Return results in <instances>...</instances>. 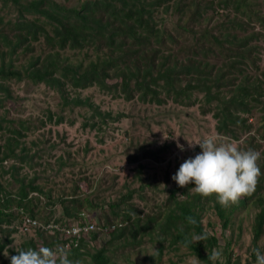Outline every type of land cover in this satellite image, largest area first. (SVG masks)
<instances>
[{
  "label": "rangeland",
  "instance_id": "obj_1",
  "mask_svg": "<svg viewBox=\"0 0 264 264\" xmlns=\"http://www.w3.org/2000/svg\"><path fill=\"white\" fill-rule=\"evenodd\" d=\"M51 1L72 9L81 8L87 0H47L46 4ZM201 8L207 11L206 5H201ZM253 8L262 14L259 18L252 19L249 13L236 11L234 8L221 11L223 15L215 14L211 17L210 10L208 17L201 19L198 26L188 27L189 32L194 30L205 33L208 28L213 31L218 22H221L234 29L237 27L236 31L242 36L254 31L264 35V0L256 1ZM0 13L5 15L6 19L17 14L13 5L5 6L1 0ZM227 13L229 16H226ZM154 15L160 19L159 28L173 27L171 13H166L164 8H158ZM189 36V33L182 35V31H179L180 42L175 47L176 50L193 43L188 40ZM235 44L228 46L233 54L242 46L239 42ZM43 45L35 46L34 52H43ZM248 45H252L251 58L243 59L242 65L237 64V67H230L225 56L227 49L213 55L209 53L210 56L206 57L205 62H215L217 66L213 74H209L207 90L203 93L199 91V101L191 105L169 97L161 104L146 100L142 92L137 90V78H134L131 86L127 88L122 86L123 80L111 73L106 79L108 85L105 88L95 84L86 89H74L68 84L56 85L30 79L2 81L7 89L0 90V138L9 126L8 121H14L15 126H18L21 121L27 120L28 129L24 132L27 135L20 139L27 144L28 149L31 148L30 155L36 152L39 155L24 165L21 158L27 152L19 149L18 156L3 163L6 170L11 171L13 164L20 169L17 175L13 176L12 173H5L0 167V185L3 188L0 189V201L8 199L3 204L8 206V209L11 207L10 210L15 213L18 209L17 200L21 196L20 188L23 187L21 185L35 180L34 183L40 186L44 193L31 191L29 203L38 209V217L43 222L58 220L64 216L60 202L54 203L46 199V195L51 193L53 197L55 195L56 198L65 199L80 196L84 204L82 213H86L98 224L113 226L116 221L122 220L129 223L127 228L113 235L104 233L99 239H93L91 236L86 238L79 258L69 256L73 264H94L93 254L102 249L115 264H194L196 257L181 244L164 243L163 260L156 258L163 237L155 225L147 229L142 227L149 222L152 215L159 217L166 207L161 217L164 221L170 215L171 209L176 207V202H183L189 197L184 191H178L174 198L171 196V190L177 186L171 179L178 170L177 165L201 152L199 145L189 147V142L212 135L218 137V142L235 143L241 150L254 148L252 150L262 153L264 160V130L261 129L264 82L253 79L251 82L256 83L257 89L247 95L254 94L261 101H252L250 112L253 114L247 113L252 127L241 131L238 139L232 138L230 133L225 135L217 130V86L224 84L234 75L243 77L239 68L243 70L244 76L253 78L258 75L259 79L264 80V38L261 41L249 42ZM209 46L213 47L211 44ZM254 46L259 47L257 51ZM9 50V46H4L8 61L11 58L17 65L24 64L27 58L23 59L24 55L20 50L15 54H10ZM105 50L108 51V48ZM87 51L94 54L92 46L84 51L70 49L63 52L65 57L75 63L82 60L87 63ZM221 68L227 72L225 76L228 78L225 80L216 78V69ZM116 69L117 67L110 71L115 73ZM156 73L155 71L150 75ZM236 85L226 88L228 95H232V89ZM261 93L263 94L260 95ZM161 95L165 97L164 89L161 90ZM77 97L83 98L84 102H76ZM209 97H214V103L207 101L206 98ZM99 110L111 113L108 118L102 119L98 114ZM33 143L37 145L34 146ZM177 143L183 145V151L177 147ZM69 165L73 167H68ZM74 173L77 178L72 181L71 175ZM72 185L77 187L70 190L69 186ZM191 189L188 193H194ZM194 194L195 197L199 195ZM87 197L89 200H86ZM201 202L203 208L200 203H197V208L203 217V224L210 234L216 235L220 240L215 249L221 251L222 256L215 264H227L230 258L233 264H255L252 257L253 237L255 218L259 212L255 202L249 201L245 208H236L231 216L226 217L230 219L227 228H224L222 219L213 207L214 202L209 201L208 197L201 198ZM70 206L75 207V204L70 203ZM232 206L229 211L226 209L227 214L231 213ZM16 217L17 215L0 221V242L6 237L12 238L8 246L0 252V263L10 259L19 250L32 248V241L36 249L39 246L55 248L59 245L54 240L56 234H46L45 238H42V234L37 232H24L21 220ZM181 228H184L183 224ZM9 230H13L11 235ZM114 230L115 227L111 229ZM136 230L139 231L138 234ZM197 239L198 237L194 236V240ZM61 245L70 248V243L62 242ZM259 246L260 251L264 252V236ZM209 253L210 251L207 252Z\"/></svg>",
  "mask_w": 264,
  "mask_h": 264
},
{
  "label": "trees",
  "instance_id": "obj_2",
  "mask_svg": "<svg viewBox=\"0 0 264 264\" xmlns=\"http://www.w3.org/2000/svg\"><path fill=\"white\" fill-rule=\"evenodd\" d=\"M1 1L5 6L13 5L17 13L8 19L0 13V90L3 91L7 88L2 84V81L12 79H30L35 82L46 81L56 85L68 84L74 89H86L95 84L105 88L108 85L107 77L116 75L123 80L122 86L127 88L131 86L134 78H137V90L142 92L146 100L161 104L169 97L185 102L186 105H191L199 101V91L203 93L207 90L209 74L212 75L217 66L215 62H205L206 57L210 56L209 53L213 55L227 49L225 56L229 60L230 67H235L237 64L240 66L242 65L241 61L250 59L251 52L253 53L252 45H248V43H253L255 40L261 41L264 38L262 32L255 31L242 36L236 31L237 27L234 29L221 22H218V26L213 31L208 28L205 33L195 32L194 30L191 33L188 28L189 26H198L201 19L208 17L210 10H212L211 17H214L215 14L223 15L224 13H221V11L234 8L236 11L249 13L252 19L253 17L259 18L262 14L253 8L255 2L259 0H192V2L185 0H87L81 8L72 9L52 1L46 4L47 0ZM203 4L206 5L207 11L201 8ZM158 8H164L166 13H171L173 27L164 29L158 27L160 19L154 15ZM247 9H250V11H247ZM226 16H229V14L227 13ZM262 22L264 24V21ZM220 29L223 30L218 31ZM179 31H182V35L189 33L188 40H192L193 43L176 50L175 47L180 42ZM214 31L218 32L215 33ZM237 42L242 44L239 47L242 50L238 49L233 54L228 46L236 45ZM41 44H44L43 52L37 54L34 52V47ZM210 44L213 47H210ZM6 45L9 46L10 54L18 53L17 51L20 50V53L24 55L23 59L27 58L24 64L17 65L11 58L9 61L6 59L7 54L4 51ZM91 46L94 49V54L89 53V51L86 52L87 57L85 58H89L87 63L83 60L75 63L69 57H65L63 52L70 49L84 51ZM105 48H108V51ZM217 48L221 49L217 51ZM254 48L257 51L259 47L254 46ZM189 51L191 52L189 53ZM160 64L164 66H159ZM115 67H117L115 73L110 71ZM239 69L243 77L234 75L224 84L217 86L218 90L216 92L218 103L215 109L219 110L216 114L217 119H219L217 130L225 135L230 133L229 135L234 139H238V134L241 131L252 127L247 117V113L253 114L250 112V108L253 106L252 101L255 103L261 102L254 94L247 96L251 91L257 89L255 88L256 83L253 84L251 81L255 79V81H261V83L264 82V80L258 78V75L253 78L244 76L243 70ZM155 71L157 72L156 75H150ZM225 75H227V72L223 68L216 69L217 79L222 78L225 80L228 78ZM233 79L236 81H232ZM233 84L237 85L232 89V95H228L226 88ZM163 89L165 97L161 95ZM193 96H196V98H192ZM213 98L206 99L212 104L214 103L212 102ZM75 101L83 103L84 99L77 97ZM262 108L264 117V101ZM110 113H105L102 110L98 111L102 119L108 118ZM263 117L262 130H264ZM26 121H21L18 126H15L14 121H8L9 126L2 132L0 138V167L5 173H12L13 176L17 175L20 168L13 164L11 171L10 169L6 170L3 163L18 156L19 149L27 152L21 158L24 160V165L29 164L32 161L31 158L39 155L37 152L30 155L31 148L28 149L27 144L20 139L27 135L24 133L28 129L26 128L28 123ZM19 126L21 127L19 128ZM261 137L263 138V136ZM33 145L37 144L33 143ZM261 154L257 161L261 169V176L255 192L250 196L242 197L238 203L233 204L230 214L225 211L227 208L229 211L231 205L227 208L222 207L217 202L215 195L208 197L209 201L214 202L213 207L222 219L224 228H227L230 223V219L226 217L231 216L236 208H245L249 201L255 202L256 206L259 207V212L256 215L254 224V250H260L259 242L264 236V160ZM68 167H73V165ZM177 167L179 169L180 165H177ZM71 176L72 181L77 178L75 173ZM34 182L35 180L29 184L21 185L23 187L20 188L21 196L17 200L18 209L15 210V213L10 210L11 207L8 209V206H4L8 199L6 201L1 199L0 221L16 215V219L20 220H24L26 216L41 220L38 217V209H35V206H31L29 203L31 191L44 193V190ZM75 187L72 185L69 186V189L74 190ZM192 187H194L192 183L185 187H179L178 185L174 187L171 190L173 198L178 191H184L189 197L183 202H176V207L171 209L170 215L164 221L161 217L166 207L159 217L152 215L149 222L142 229L155 225L161 237H163L162 246L156 256L159 260H163L164 243H171L172 245L181 244L184 248L189 249L200 262L215 264L209 259V256L212 250L219 246L220 240L216 235H212L206 230L203 217H201L197 208V203H200L201 208H203V202H201L203 197L200 195L195 197V192L188 193ZM0 189H3L1 185ZM46 197L48 201L61 203L60 206L64 216L59 218L58 222L78 221L81 218V213L84 212L83 199L78 195L65 199L56 198L55 195L53 197L51 193H48ZM86 200H89L88 197ZM69 202L74 203L75 207H71ZM115 223L117 229L114 231L108 230L105 234L113 235L127 228L129 224L125 220L116 221ZM21 224H23V221H21ZM121 224L124 227H121ZM182 224L184 228H181ZM97 225L99 229L97 227V231L92 233L91 238L93 239L102 237L104 228L109 227L105 223ZM12 232L13 230H9L10 235ZM136 232L139 233L138 230ZM37 234L41 235V233ZM194 236L198 237L196 240L198 242L194 240ZM41 237L45 238L43 234ZM202 237L203 239H201ZM86 238L88 237L81 239L82 241H79L80 246L77 247L71 240H62V242L70 243L68 250L71 258H79ZM54 240L61 245L62 242L58 237H55ZM11 241L12 238L8 239L6 237L3 242H0V252ZM31 245L33 249H36L33 241ZM208 251H210L209 254H207ZM17 254L15 252V255ZM252 257L255 263V251L252 253ZM92 258L94 264H115V262H111L110 256L105 254L104 249L98 250ZM231 261L230 258L227 264H233ZM0 264H10V259ZM154 264L158 263L155 262ZM217 264L221 263L217 262Z\"/></svg>",
  "mask_w": 264,
  "mask_h": 264
},
{
  "label": "clouds",
  "instance_id": "obj_3",
  "mask_svg": "<svg viewBox=\"0 0 264 264\" xmlns=\"http://www.w3.org/2000/svg\"><path fill=\"white\" fill-rule=\"evenodd\" d=\"M196 145H199L201 152L194 158L186 159L171 177L179 187L192 183L193 192L202 197L215 195L217 202L225 208L255 192L261 176V169L257 164L259 152L252 149L241 150L232 142H218V137L212 135L189 142V147ZM177 147L184 150L179 143ZM115 225L116 223L113 226ZM254 251L255 264H264V252ZM17 253L10 257V264H73L69 259V250L63 245L55 248L39 246L37 249L19 250ZM221 256V251L213 249L209 259L216 262ZM194 264H200L197 257Z\"/></svg>",
  "mask_w": 264,
  "mask_h": 264
},
{
  "label": "built area",
  "instance_id": "obj_4",
  "mask_svg": "<svg viewBox=\"0 0 264 264\" xmlns=\"http://www.w3.org/2000/svg\"><path fill=\"white\" fill-rule=\"evenodd\" d=\"M23 229L25 232H37L43 235L56 234L59 240H71L75 246L79 245V241L84 237H90L93 232L97 231V221L88 218L86 213H81V218L78 221H70L68 223L58 222V220H51L43 222L39 219L26 216L23 219ZM113 227L104 228V233L111 231ZM99 228V227H98ZM116 229V227H115ZM62 237V238H61Z\"/></svg>",
  "mask_w": 264,
  "mask_h": 264
},
{
  "label": "bare ground",
  "instance_id": "obj_5",
  "mask_svg": "<svg viewBox=\"0 0 264 264\" xmlns=\"http://www.w3.org/2000/svg\"><path fill=\"white\" fill-rule=\"evenodd\" d=\"M27 210V209H26ZM27 212V211H26ZM29 213V212H28ZM89 218V217H88ZM98 226V225H97ZM100 226V225H99ZM118 227V226H117ZM99 229V228H98ZM117 229V228H116ZM104 231V230H103ZM101 232V231H100ZM107 233V232H106ZM85 238V237H84ZM83 239V238H82ZM65 241V240H64ZM82 241V240H81ZM80 241V242H81ZM80 244V243H79ZM78 246H80V245H78Z\"/></svg>",
  "mask_w": 264,
  "mask_h": 264
}]
</instances>
